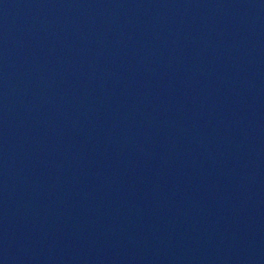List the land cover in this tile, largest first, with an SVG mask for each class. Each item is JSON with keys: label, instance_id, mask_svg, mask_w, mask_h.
Wrapping results in <instances>:
<instances>
[{"label": "water", "instance_id": "95a60500", "mask_svg": "<svg viewBox=\"0 0 264 264\" xmlns=\"http://www.w3.org/2000/svg\"><path fill=\"white\" fill-rule=\"evenodd\" d=\"M0 264H264V0H0Z\"/></svg>", "mask_w": 264, "mask_h": 264}]
</instances>
